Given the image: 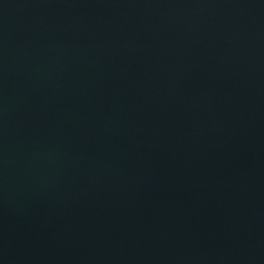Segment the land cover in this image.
<instances>
[{"label": "water", "instance_id": "1", "mask_svg": "<svg viewBox=\"0 0 264 264\" xmlns=\"http://www.w3.org/2000/svg\"><path fill=\"white\" fill-rule=\"evenodd\" d=\"M0 264H264V0H0Z\"/></svg>", "mask_w": 264, "mask_h": 264}]
</instances>
